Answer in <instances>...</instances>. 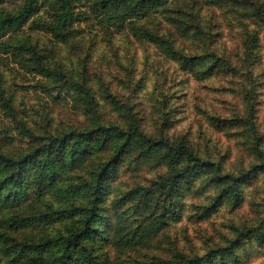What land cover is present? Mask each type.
<instances>
[{
    "label": "rangeland",
    "instance_id": "rangeland-1",
    "mask_svg": "<svg viewBox=\"0 0 264 264\" xmlns=\"http://www.w3.org/2000/svg\"><path fill=\"white\" fill-rule=\"evenodd\" d=\"M255 1L264 11V0ZM184 2L187 5H181L185 11L194 16L199 14L201 38L180 37L161 15L151 16L142 22L143 27L163 37L178 52L214 53L236 67L237 72L217 71L205 80H198L170 59L163 48L139 39L142 31L104 29L95 20L76 24L77 34L66 43L51 33L34 29L30 22L9 31L15 43L35 48L44 68L58 71L67 82L42 75L36 67L29 71L19 61L0 54V147L4 154L12 156L24 146L25 131L47 142L69 131L87 130L95 125L117 124L128 128L130 121L135 120L150 137H163L171 144L184 142L203 160L221 164L226 174L241 176L254 164L262 165L255 150L264 151V139L255 147L252 142L256 137L249 136L245 127L223 131L214 122L251 120L257 134L264 138V12L259 20L244 17L245 21L243 13L231 6L219 9L204 4V0H188L189 5ZM18 3L10 0L2 8L12 11ZM44 11L39 15H44ZM188 25L191 28L193 24ZM191 31L200 34L195 26ZM247 32L250 37H257L252 56L244 47ZM30 57L29 53L26 58ZM247 64L250 73L242 70ZM167 174L165 164L142 168L132 165L128 169L124 166L112 182L111 199L138 187H151L158 177ZM242 189L240 206L221 198L218 208L208 216L204 208L214 203L221 192L215 186L186 192L178 221L147 243L130 247L126 253L111 244L107 247L111 258L115 260L122 254L123 261L151 264L175 260L179 255L202 257L227 247L243 233L251 234L252 229L264 232V170ZM47 195L38 200L32 212L44 221L49 210L44 201L53 200L55 205L58 202L55 192ZM56 222L50 220L53 224L49 231L58 233ZM237 254L239 263L230 264H264V238L245 237ZM0 264H8L1 255Z\"/></svg>",
    "mask_w": 264,
    "mask_h": 264
},
{
    "label": "trees",
    "instance_id": "trees-1",
    "mask_svg": "<svg viewBox=\"0 0 264 264\" xmlns=\"http://www.w3.org/2000/svg\"><path fill=\"white\" fill-rule=\"evenodd\" d=\"M18 1L10 11L2 8L10 0H0V54L12 57L16 63L19 61L29 71L36 67L42 75L57 77L60 82L66 81L65 77L58 71L45 69L35 48L15 43L9 31H16L30 22L36 27L34 29L51 33L66 43L77 34L76 24L95 20L104 29L142 31L139 39L163 48L170 59L198 80H205L217 71L237 72L236 67L214 53L187 55L178 52L170 42L143 27L142 22L161 15L180 37L201 38L199 14L194 16L185 11L181 5H187L184 0ZM205 3L219 9L231 6L250 21L261 19L264 12L255 0H204ZM42 9L45 13L39 15ZM172 13L178 16H171ZM188 23L200 34L192 32ZM247 34L244 47L252 56L257 37ZM29 53L32 58H26ZM242 70L251 72L249 64ZM214 123L223 131L245 127L249 136L256 137L252 142L255 147L264 139L257 134L251 120L246 123L219 119ZM23 133L26 142L14 155L4 154L0 147V255L8 264H147L123 261L122 254L114 260L107 247L114 244L126 253L130 247L157 237L181 218L186 192L202 191L211 186L221 192L214 203L204 208L205 216L218 208L221 198H227L238 207L243 202L242 187L264 170V151L260 148L255 152L263 164L256 163L241 176H234L226 174L218 162L200 158L184 142L171 144L166 138L150 137L135 120L130 121L128 128L117 124L95 125L87 130L69 131L47 142L31 131ZM163 164L168 167V174L158 177L151 187H138L111 199L112 182L118 178L122 167H160ZM51 192H55L58 202L55 205L53 200L44 201L49 209L44 221L32 212L38 200H44ZM50 220H57L58 233L48 230L53 224ZM249 232L251 234L243 233L227 247L202 257L179 255L175 260L151 264L239 263L237 249L244 238H264L259 228Z\"/></svg>",
    "mask_w": 264,
    "mask_h": 264
}]
</instances>
